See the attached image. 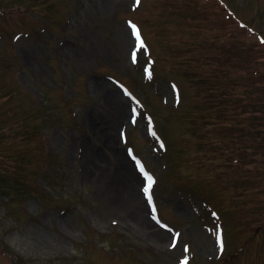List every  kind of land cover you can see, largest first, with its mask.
Segmentation results:
<instances>
[{
    "label": "rangeland",
    "instance_id": "1",
    "mask_svg": "<svg viewBox=\"0 0 264 264\" xmlns=\"http://www.w3.org/2000/svg\"><path fill=\"white\" fill-rule=\"evenodd\" d=\"M141 1L21 0L53 23L0 0V243L22 264H264V0Z\"/></svg>",
    "mask_w": 264,
    "mask_h": 264
},
{
    "label": "bare ground",
    "instance_id": "2",
    "mask_svg": "<svg viewBox=\"0 0 264 264\" xmlns=\"http://www.w3.org/2000/svg\"><path fill=\"white\" fill-rule=\"evenodd\" d=\"M102 86L101 82H95V88H98ZM111 96H114L111 95ZM120 109H123L122 106H119ZM120 116L122 118L123 116V112L120 113ZM110 139L108 138V145L110 147ZM113 152V161L115 162L116 166H117V175L119 176L118 178H120L119 180H121V183H124L125 185L122 184V188L126 187L129 185V191L131 192V194H133L134 192V188L136 184L138 183V180H141V176L140 174L137 172L136 168L134 167V164H132V161L129 159V157H127L122 151L116 150V149H112ZM104 161L103 158L98 159L96 158L95 161L98 163V161ZM103 164V163H101ZM121 188V189H122ZM115 191V190H114ZM144 201V200H143ZM143 204V208H141V211L139 212V216L141 219V223H142V227L145 230V232H149V234L157 239L158 241L164 242L167 238V232H165L164 230L157 228L156 224L149 218V215L146 217L145 216V204ZM142 207V206H141Z\"/></svg>",
    "mask_w": 264,
    "mask_h": 264
},
{
    "label": "snow or ice",
    "instance_id": "3",
    "mask_svg": "<svg viewBox=\"0 0 264 264\" xmlns=\"http://www.w3.org/2000/svg\"><path fill=\"white\" fill-rule=\"evenodd\" d=\"M137 3H139V0H137ZM132 28H133V33L136 35L137 40L139 41V32L136 30L135 25H132ZM141 171H143L142 168H141ZM152 183H153L152 178L148 177L147 178V186L144 187V189H143L144 193L146 195H148L149 201H151V195L149 193H150V189L152 187ZM218 240H219V236H218ZM173 246H175V242H173ZM184 264H186V261L184 262Z\"/></svg>",
    "mask_w": 264,
    "mask_h": 264
},
{
    "label": "trees",
    "instance_id": "4",
    "mask_svg": "<svg viewBox=\"0 0 264 264\" xmlns=\"http://www.w3.org/2000/svg\"><path fill=\"white\" fill-rule=\"evenodd\" d=\"M40 108L43 109V108H45V106H41ZM221 141H222V140H219V143H222ZM221 153H222V151H221ZM19 154H20V159H21V158L24 159V158H25V155H26L27 159L32 161V155H31L30 152L19 153ZM218 157H219V158H222L223 155L220 154V155H218Z\"/></svg>",
    "mask_w": 264,
    "mask_h": 264
}]
</instances>
